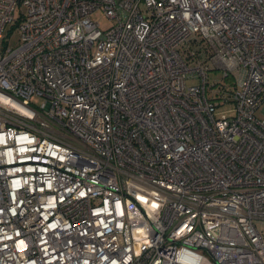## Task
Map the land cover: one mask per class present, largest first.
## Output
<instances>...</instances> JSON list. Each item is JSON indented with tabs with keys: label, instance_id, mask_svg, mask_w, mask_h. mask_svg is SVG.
Wrapping results in <instances>:
<instances>
[{
	"label": "built area",
	"instance_id": "obj_1",
	"mask_svg": "<svg viewBox=\"0 0 264 264\" xmlns=\"http://www.w3.org/2000/svg\"><path fill=\"white\" fill-rule=\"evenodd\" d=\"M259 109L264 0H0V264H264Z\"/></svg>",
	"mask_w": 264,
	"mask_h": 264
},
{
	"label": "rangeland",
	"instance_id": "obj_2",
	"mask_svg": "<svg viewBox=\"0 0 264 264\" xmlns=\"http://www.w3.org/2000/svg\"><path fill=\"white\" fill-rule=\"evenodd\" d=\"M21 12H25L24 6H18L16 8V11L14 13L15 15V19L19 18L21 16ZM91 18L93 19V21L97 22L99 27L101 29H106L111 25V21H109L100 11H96L95 13H93L91 15ZM14 25H8L6 28V36L8 37L7 41L9 44L10 48H15L18 43H19V33L16 29V27H14ZM207 68L209 69L208 73H207V86L211 87L212 85H220L222 83H226V79L224 77V70L221 68H224V66H226L225 63L222 62H217V69L214 68V66L207 62L206 63ZM188 85H193V84H197V82H193V81H188L187 82ZM209 90V88H208ZM33 103H35L36 105H39L42 102V99L39 97H33L32 98ZM256 117L258 119H262L264 118V114L261 113V109H259L256 113ZM258 229H260V231L262 232V234H264V225H258Z\"/></svg>",
	"mask_w": 264,
	"mask_h": 264
}]
</instances>
